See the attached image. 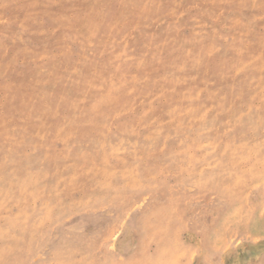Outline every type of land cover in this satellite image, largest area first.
<instances>
[{
	"label": "rangeland",
	"instance_id": "1",
	"mask_svg": "<svg viewBox=\"0 0 264 264\" xmlns=\"http://www.w3.org/2000/svg\"><path fill=\"white\" fill-rule=\"evenodd\" d=\"M0 264H264V0H0Z\"/></svg>",
	"mask_w": 264,
	"mask_h": 264
}]
</instances>
